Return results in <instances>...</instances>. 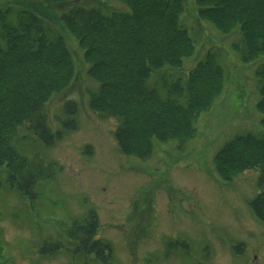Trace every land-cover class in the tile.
<instances>
[{
  "label": "trees",
  "instance_id": "16d2710c",
  "mask_svg": "<svg viewBox=\"0 0 264 264\" xmlns=\"http://www.w3.org/2000/svg\"><path fill=\"white\" fill-rule=\"evenodd\" d=\"M29 1L63 6L60 21L78 41L87 77L97 85L87 90L88 108L117 121L115 139L122 155L147 160L156 142H173L178 153H186L198 136V118L214 108L231 77L224 48L213 46L204 59L195 60L199 41L184 20L190 0H120L124 8L112 11L98 4H69L77 0ZM192 1L198 20L234 37L230 47L239 59L257 65L263 129L229 140L213 162L228 183L246 171L259 172L260 192L250 207L264 222V0ZM75 75L72 51L56 26L33 9L0 7V169L30 200L63 166L25 155L23 145L40 141L51 148L78 129L77 101L63 104L55 119L58 129L53 130L48 113L52 98L67 90ZM99 225L94 210L70 224L60 222L70 245L45 240L39 253L66 250L114 264L111 243L98 237Z\"/></svg>",
  "mask_w": 264,
  "mask_h": 264
},
{
  "label": "rangeland",
  "instance_id": "374dc122",
  "mask_svg": "<svg viewBox=\"0 0 264 264\" xmlns=\"http://www.w3.org/2000/svg\"><path fill=\"white\" fill-rule=\"evenodd\" d=\"M71 3L98 4L108 11L124 8L120 0ZM8 5L33 9L64 34L76 75L71 86L50 101V124L53 130L60 127L56 115H62L68 100L78 102L79 114L78 129L54 147L40 141L23 145L25 155L63 166L55 179L41 186L35 200L23 197L0 169V264H100L94 256L66 250L52 256L39 253L45 240L62 239L68 245L60 222L80 220L89 210L99 216L98 237L111 243L114 264H264V222L250 207L260 192L259 172L246 171L228 183L213 162L229 140L263 129L257 65L239 59L230 47L234 37L198 20L189 1L184 20L199 41L195 60L204 59L213 46L224 48L231 77L214 108L198 118V136L186 153H178L173 142H156L153 155L141 160L119 151L115 119L89 110L87 90L97 85L87 77L78 41L60 21L63 6L0 0V7Z\"/></svg>",
  "mask_w": 264,
  "mask_h": 264
}]
</instances>
